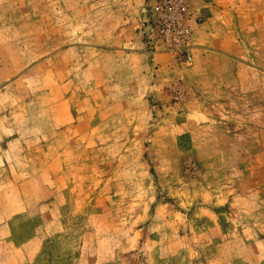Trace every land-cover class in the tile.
Returning <instances> with one entry per match:
<instances>
[{
    "label": "rangeland",
    "instance_id": "374dc122",
    "mask_svg": "<svg viewBox=\"0 0 264 264\" xmlns=\"http://www.w3.org/2000/svg\"><path fill=\"white\" fill-rule=\"evenodd\" d=\"M128 1L0 0V264H264V0L242 48Z\"/></svg>",
    "mask_w": 264,
    "mask_h": 264
},
{
    "label": "crops",
    "instance_id": "0c3cea01",
    "mask_svg": "<svg viewBox=\"0 0 264 264\" xmlns=\"http://www.w3.org/2000/svg\"><path fill=\"white\" fill-rule=\"evenodd\" d=\"M148 0H129L131 2L133 12L132 14L128 13V16L131 22L135 19V15L139 14V12H143L145 10V6H147ZM153 1V0H151ZM190 22L192 24V28L195 31L193 37L199 43L204 42L208 44V46L217 47L219 43H222L224 47L228 48V44L225 43L227 40H230L231 43L238 44L237 48H242L240 42L233 38H227L226 33L229 34V29L231 30V25H227L229 22L227 21L226 15L231 12L230 4H233L231 0H190ZM134 4V5H133ZM242 5V3H240ZM257 15L264 13V7L262 8V4L260 8L254 12ZM141 20V18H137ZM226 21V22H225ZM226 24L227 26H224ZM136 23L133 24V27L136 29ZM223 31V32H222ZM235 48V46H231ZM245 48V47H244ZM208 51L210 49L208 48ZM230 53H233V49L228 50ZM228 51H223L224 53H229ZM131 54H141L144 53L142 51L131 50L129 51ZM143 55V54H141ZM145 55V54H144ZM257 68V67H256ZM255 69V68H252ZM242 85V84H241ZM38 249L33 253H30V249L39 244ZM44 239H40V233L29 238L25 243L18 245L14 244L11 249L12 261H9L10 264H34L36 258L42 252L45 246ZM14 260V262H13Z\"/></svg>",
    "mask_w": 264,
    "mask_h": 264
},
{
    "label": "built area",
    "instance_id": "2783aa9c",
    "mask_svg": "<svg viewBox=\"0 0 264 264\" xmlns=\"http://www.w3.org/2000/svg\"><path fill=\"white\" fill-rule=\"evenodd\" d=\"M156 11L164 21V29L187 33L189 28L186 22V0H158Z\"/></svg>",
    "mask_w": 264,
    "mask_h": 264
}]
</instances>
